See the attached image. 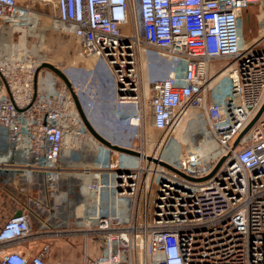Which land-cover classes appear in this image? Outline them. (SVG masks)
Returning <instances> with one entry per match:
<instances>
[{
    "label": "built area",
    "instance_id": "2783aa9c",
    "mask_svg": "<svg viewBox=\"0 0 264 264\" xmlns=\"http://www.w3.org/2000/svg\"><path fill=\"white\" fill-rule=\"evenodd\" d=\"M29 1L53 6L55 27L96 59L89 79L98 68L109 75L113 103L127 117L125 144L116 145L141 153H119L108 174L92 173L96 199L82 225L99 236L100 253L82 264H264V112L234 147L264 103V32L248 40L243 24L244 12L264 0ZM31 16L19 0H0V29L26 28ZM219 59L228 63L212 71ZM40 66L24 48L0 54V127L8 156L28 157L20 175L51 193L64 173L67 138L79 143L86 126L61 79L53 77L48 93L39 75L35 83ZM80 72L66 73L73 82ZM90 83L72 85L85 110L97 100ZM148 107L154 127L167 134L198 112L205 153L168 160L136 150V139L147 141L139 128ZM223 157L212 177L187 178L209 176ZM112 198L126 206L123 213L106 212L102 202L110 207ZM65 234L33 229L26 208L0 225V264H47L50 243L28 254L17 248Z\"/></svg>",
    "mask_w": 264,
    "mask_h": 264
},
{
    "label": "crops",
    "instance_id": "0c3cea01",
    "mask_svg": "<svg viewBox=\"0 0 264 264\" xmlns=\"http://www.w3.org/2000/svg\"><path fill=\"white\" fill-rule=\"evenodd\" d=\"M77 68L82 69L83 72L76 74L75 78L77 77L78 80L74 78L75 83H86L92 79L97 80L98 83V80L102 78L97 87L93 84L94 93L97 95L94 107H91L92 110H85L83 107L89 121L96 131L112 144H125L123 139L125 132L119 122L121 113L113 103L114 90L111 78L98 68L93 78L89 79L94 67L78 66ZM69 70L66 69L63 72L67 75L66 72ZM146 76H148L147 67ZM69 80L71 81L72 78ZM73 82L71 81L72 84ZM8 148L5 130L0 127V225L27 208L30 222L35 230H64L71 225L81 226L94 201V193L91 192L90 186L96 180L92 173L99 169H106L108 162L116 163L118 157L117 152L109 151L110 149L98 142L87 128L79 143L76 138L68 137L60 158L64 173L60 179L58 191L52 195L41 188L38 181L30 184L20 175L18 167L23 165L28 157L21 153H15L10 157ZM36 201L42 206L37 207ZM107 203L102 202V206L113 216L123 213L126 208L120 202L117 203L115 198H112L110 207ZM22 247L21 250L26 254L39 250L38 247Z\"/></svg>",
    "mask_w": 264,
    "mask_h": 264
},
{
    "label": "rangeland",
    "instance_id": "374dc122",
    "mask_svg": "<svg viewBox=\"0 0 264 264\" xmlns=\"http://www.w3.org/2000/svg\"><path fill=\"white\" fill-rule=\"evenodd\" d=\"M19 3L25 7H29L32 19L26 28L0 29V54L8 55L9 53H13L16 47H20L27 49L31 56L41 63V65L43 63H51L62 71L78 66L86 68L95 67L96 59L82 57L78 41L68 33L55 27L57 24L56 12L53 6H43L37 1L30 2L29 0H19ZM243 24H245L248 40H254L262 35L264 32V2L259 5L250 6L244 12ZM227 63V60L224 59L215 61L212 71L225 66ZM39 77L41 79L39 85L46 93L50 92L51 81L55 77L59 78L47 69L41 70ZM75 80H78L77 77ZM100 80H98V83ZM98 83L97 80L92 79L90 84L92 86L95 84L97 87ZM199 119L201 120V117H199L198 112L192 110L182 119L180 124L176 125L174 130L167 134L154 127L152 111L148 107L146 109V116L139 128L141 134L147 137V141L142 140L141 136L142 139L138 138L134 142V147L139 151L143 149L148 155H156L168 160L178 159L179 155L189 150L205 153L206 146L203 145L204 135L202 132L203 124L202 120L199 121ZM126 120L127 117L125 116L121 115L119 117V122L123 123ZM101 171L104 174H108L103 169ZM59 183L57 189H53L51 194H56ZM93 198L94 200L96 199L95 196ZM121 204L124 206L123 202ZM121 204L120 206H122ZM133 216L135 219L137 218V215H133V212L128 214L129 218ZM60 230L56 229L54 231L60 232ZM86 230L87 228L82 224L81 226L71 225L64 230L62 229V231L66 232L62 237L54 236L47 238V240L41 239L33 247L41 248L42 244L50 243L51 253L47 264H82L86 254L90 258L95 259L100 253L99 245L96 243L99 236H94L92 231L87 232ZM44 231L49 232L47 229ZM22 248L18 247L17 250H21Z\"/></svg>",
    "mask_w": 264,
    "mask_h": 264
},
{
    "label": "water",
    "instance_id": "95a60500",
    "mask_svg": "<svg viewBox=\"0 0 264 264\" xmlns=\"http://www.w3.org/2000/svg\"><path fill=\"white\" fill-rule=\"evenodd\" d=\"M43 69H47L52 71L56 76H58L68 87V89L70 90L74 103L76 105L77 111L80 114L82 121L84 123V125L86 126V128L88 129V131L92 134V136L98 141L100 142L103 146L107 147L108 149H110L111 151H115L117 153H123V154H128L131 156H135V157H141V153L138 151H134V150H130V149H126L124 147L118 146L116 144H112L111 142H109L108 140H106L102 135H100L96 129L93 127V125L91 124V122L89 121L86 112L80 102L79 97L77 96V94L74 92L73 87H72V83L69 80V78L67 77V75L60 70L58 67H56L55 65L51 64V63H43L37 70V74H36V78H35V83H37L38 80V75L39 72ZM264 112V103L261 107V109L258 111V113L256 114V116L252 119V121L243 129V131L238 135L237 139L234 142V147H237L238 144L240 143L241 139L246 136L248 134V132L251 130V128L253 127V125L257 122V120L260 118V116L263 114ZM148 160H153L155 162L160 163L162 166H165L167 168H169L170 170H173L175 172H178L176 169H174L171 165H169L168 163L158 160V159H153L152 157H148ZM226 160V157H223L219 163L217 164V166L215 167V169L213 170V172L203 178V179H192L190 177H187L193 181H203L206 180L210 177H212L217 170L220 168V166L223 164V162ZM120 173V171L118 172ZM179 173V172H178ZM181 174V173H180ZM182 176H185L183 174H181ZM21 215V211H19L15 216L18 217Z\"/></svg>",
    "mask_w": 264,
    "mask_h": 264
},
{
    "label": "bare ground",
    "instance_id": "6f19581e",
    "mask_svg": "<svg viewBox=\"0 0 264 264\" xmlns=\"http://www.w3.org/2000/svg\"><path fill=\"white\" fill-rule=\"evenodd\" d=\"M72 85H73V84H72ZM142 158L145 159V158H146V155H144Z\"/></svg>",
    "mask_w": 264,
    "mask_h": 264
}]
</instances>
